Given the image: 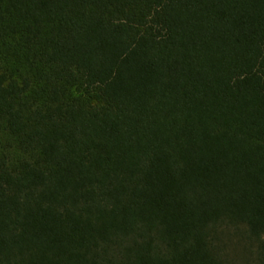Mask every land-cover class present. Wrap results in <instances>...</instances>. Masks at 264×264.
Wrapping results in <instances>:
<instances>
[{"label":"trees","instance_id":"trees-1","mask_svg":"<svg viewBox=\"0 0 264 264\" xmlns=\"http://www.w3.org/2000/svg\"><path fill=\"white\" fill-rule=\"evenodd\" d=\"M264 264V0H0V264Z\"/></svg>","mask_w":264,"mask_h":264},{"label":"rangeland","instance_id":"rangeland-1","mask_svg":"<svg viewBox=\"0 0 264 264\" xmlns=\"http://www.w3.org/2000/svg\"><path fill=\"white\" fill-rule=\"evenodd\" d=\"M225 253L234 264H253L250 251L244 241H236L233 236L227 235Z\"/></svg>","mask_w":264,"mask_h":264}]
</instances>
